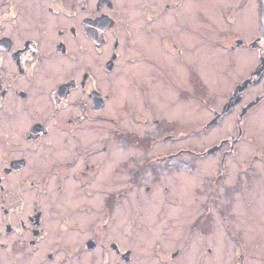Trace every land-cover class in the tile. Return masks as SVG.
<instances>
[{
	"label": "flooded vegetation",
	"instance_id": "obj_1",
	"mask_svg": "<svg viewBox=\"0 0 264 264\" xmlns=\"http://www.w3.org/2000/svg\"><path fill=\"white\" fill-rule=\"evenodd\" d=\"M218 14L229 26L215 43L228 49L238 77L201 128L233 116L234 131L203 149L172 150L164 142L176 137L169 130L184 133L177 119L156 115L155 79L188 75L191 88H180L177 104L204 95V27ZM123 64L133 67L135 93L119 108L157 135L120 125L91 140L94 125L116 121L107 113L117 91L110 78ZM254 112H264L261 0H0V264H135L137 249L123 244L121 223L109 231L126 189L122 179L100 186L106 162L120 157L115 173L130 165L133 190L146 172L163 181V168L172 166L166 161L214 156L215 168L195 187L197 214L183 223L168 218L169 242L157 241L153 255L158 264H264V216L253 208L264 190L249 171L258 156L239 158ZM111 143L134 151L131 158L113 153ZM232 161L242 163L236 181ZM164 188L169 204L182 203L172 186ZM97 205L101 213L92 216Z\"/></svg>",
	"mask_w": 264,
	"mask_h": 264
},
{
	"label": "rangeland",
	"instance_id": "obj_2",
	"mask_svg": "<svg viewBox=\"0 0 264 264\" xmlns=\"http://www.w3.org/2000/svg\"><path fill=\"white\" fill-rule=\"evenodd\" d=\"M144 3L146 4L147 1H139L138 6ZM140 8L141 7H137V11ZM137 11L135 12L137 13ZM211 18L215 19L217 23H210L209 25L205 23L204 48L202 52L203 59L201 65H198L205 88L204 95L197 97L193 92L192 95L194 97L190 96L184 104H177L176 99L180 88H191L188 75L184 76L177 73L172 74L174 80L168 79L167 75L162 80L159 78L155 79L156 115L163 113L172 120L177 119L184 133L180 137V133H177L176 128H171L169 130V133L176 135V137H171L170 140H165L164 142L166 147L169 146L172 150L185 145L190 148L195 147L203 149L216 142L219 138L229 136V134L234 131L233 116L229 117L220 127H212L207 130L201 128L203 123L212 118V108L220 106L226 100L234 81L232 79L233 75L235 74L236 78L238 77V69H232L228 49H223L221 45L215 43L218 37L226 35L225 30L229 26L227 19L219 14ZM248 20L250 19L248 18ZM228 31L229 35L232 30ZM224 41H226V39ZM121 67L125 70H119L113 73L110 78V80L116 81L114 88H116L117 91L115 92L116 98L112 100L111 106L108 107L107 111L108 116L114 117L118 122L112 121L109 118L106 123L102 125H94L90 130L91 140L94 137V139H99L100 137L110 136V131L120 125L130 129H138L142 132H151V134L154 132L155 135H157V128L154 130L151 125H138L135 123L131 111H123L119 108V104L123 103L124 98L128 97L129 100L132 101V94L135 93V84L132 79L133 67L128 64H123ZM156 71L159 73L158 70ZM189 71L190 68L187 66L186 74L189 73ZM144 78H147L146 74H144ZM130 107H132V105ZM144 111L147 113L146 110ZM249 133L251 134V139L246 140L241 149H239V158L243 159L245 157H253L254 155L258 156L257 159L252 162V167L249 171L255 174V177H252V184L257 186V189L263 191L264 112L253 113L250 119ZM110 146L113 150L112 152L119 154L123 159H130V154L134 152L128 149L125 150V148L122 150L117 144L111 143ZM159 148L162 147L154 146L151 151L156 152ZM140 153L142 154L141 151L138 154ZM134 156L136 155H132V157ZM184 158L190 159L189 156H185ZM216 158L217 157L214 156V158H211V161L207 159L203 161L186 160L185 162L178 160L166 161L167 163L171 162L172 166L163 168V181H155V178L152 180V173L146 172L141 175L140 187L133 190H129V185H127L130 179L127 168H129L130 165L128 167L124 166L125 169L122 173H115L116 171H112V169L120 162V157L112 162H106V169L105 173L101 176L102 181L100 186H106L107 189H110L122 184L125 187L124 189H126L122 204L114 213L115 219L113 220L114 222L112 221V225L109 226V231L115 233L117 229H119V224L121 223L122 229L120 232L118 231V233L122 238L123 244L125 246L133 245L137 249L134 259L135 264H158L157 258L153 255V249L157 241L163 245L169 242L168 237H166V234L171 232V230L167 229L168 218H176V222L183 223L197 214L198 208L196 205L195 187L201 175L211 173L210 170L215 168L212 166L216 162ZM164 163L165 162H157V164ZM232 163V173L234 175L230 178V181H236V175L242 163L238 161H232ZM112 164L113 166H111ZM174 164L178 167H174ZM120 179H122L121 184L119 183ZM148 184L151 185L150 190H146L145 188ZM165 185L172 186V194L181 196L182 203L180 205L172 206L169 204L168 200L165 198ZM96 186H98V183ZM102 195L103 194H99L98 197ZM253 208L261 211V215L264 216V198H261L259 203L253 204ZM95 211L96 212L92 213V216L97 214L100 215L101 205H97ZM237 215L242 216V214ZM253 215H255V213ZM184 226L185 225L179 227L178 231L183 232ZM262 230H264V226H262ZM176 240L177 238L174 239V242H176Z\"/></svg>",
	"mask_w": 264,
	"mask_h": 264
},
{
	"label": "water",
	"instance_id": "obj_3",
	"mask_svg": "<svg viewBox=\"0 0 264 264\" xmlns=\"http://www.w3.org/2000/svg\"><path fill=\"white\" fill-rule=\"evenodd\" d=\"M262 2V25H263V30H264V0H261ZM239 89V88H238ZM238 93V90L235 92ZM241 93V91H240ZM235 99V100H234ZM237 101L236 97H232L231 100L226 104L224 111L222 114L230 111L233 107V104ZM213 123V122H212ZM213 149H210L209 151H212Z\"/></svg>",
	"mask_w": 264,
	"mask_h": 264
}]
</instances>
